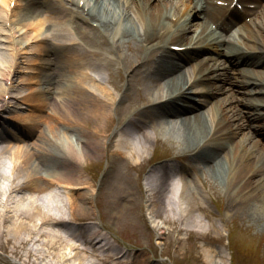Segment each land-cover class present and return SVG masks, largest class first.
Listing matches in <instances>:
<instances>
[{
	"label": "bare ground",
	"instance_id": "obj_1",
	"mask_svg": "<svg viewBox=\"0 0 264 264\" xmlns=\"http://www.w3.org/2000/svg\"><path fill=\"white\" fill-rule=\"evenodd\" d=\"M53 1L59 2L32 0L27 12L33 18L24 17V22H18L21 27L13 28V34L24 35L16 47L14 61L7 48H2L5 47L4 40L0 38V110L4 109L5 91L1 80L6 81L9 68L15 63L19 65V71L13 75L15 88L29 80L23 77L18 82L21 73L34 74L22 72L28 68L21 67L20 61L36 60L23 57L19 52L39 50L49 55L72 48L83 51L64 55L62 63L52 64L51 74L34 77L37 89H31L23 96H11L15 99L8 103L18 108L20 101H27L33 112L13 115L12 122L17 126L7 120L13 126L12 133L4 129L0 131V227L2 222L10 223L0 230V245L12 244L6 253L22 260L23 247L38 242L40 246H47L46 254L43 249L33 254V261H41L40 264H52L53 256L56 264H100L97 262L99 257L107 259V255L99 251L110 242L101 244L102 240L94 235L81 239L84 246L76 241L79 236L63 230L68 227L63 221V213H49L52 208H59L54 204L52 190L55 187L59 188L55 194L67 198L71 218L87 219L84 212H91L87 204L93 202L95 187L78 167L87 162L86 147L95 151L103 148L111 154L112 160L101 184L107 185L105 192L112 198L120 197L119 201L123 196H143L142 192H147L146 185L140 187L138 182L137 186L134 185L130 171L137 170L139 176L148 162L150 145L157 142L166 150L168 144L174 146L177 169L187 165L196 173L195 177L183 179L180 201L183 212L201 206V188L209 183V179L214 181L212 186L215 188L234 192V198L227 201L226 216L246 212L264 216V144L252 141L250 136V133H259L264 137V82L255 81L252 72L241 71V68H236L237 78H232V71L218 63L216 57L208 58L214 64L216 61L217 67H208L209 59L183 65L193 61L200 51L170 50L171 46L191 43L190 47L204 48L223 56L234 69L239 63H264V50L256 48L253 50L255 54H248L244 49L230 48L232 46L222 38L229 26L240 24L243 43H264V8L253 13L256 21L251 25L243 23L241 17L222 19L223 8H216L206 0H85L81 5L77 3L75 10L63 13ZM2 3L6 10L10 0H0V6ZM63 7L65 10L66 6ZM1 13L0 10V18ZM71 15L75 26L70 28ZM191 16L197 20L193 22ZM210 23L216 25L213 34L209 33ZM175 27L182 28L183 32L176 34ZM49 31L50 36L59 38L53 45L54 50L48 47ZM4 33L0 25V37ZM213 38H220L221 42ZM207 39L209 42L203 45ZM32 40L37 42L32 44ZM222 42L224 48H221ZM143 50L145 55L141 56L139 53ZM53 57L57 59L60 55ZM118 63L124 65L126 87L120 75L118 80L111 73L108 80L104 77L103 66L110 70ZM44 65L51 63L47 60ZM37 67L43 71L49 69L43 64ZM36 68L29 69L34 71ZM200 74L202 77L193 81ZM248 86L254 88L251 93L249 89L244 90ZM198 89L197 99L194 95ZM126 100H129L128 104L123 105ZM55 102L73 107L62 111L61 118L48 109V105ZM232 102L242 105L241 108L237 109ZM75 112L81 113L85 119L73 118ZM173 116L176 118L170 119ZM87 118L98 124H90ZM2 120L0 116V122ZM145 120L150 121L148 128H153L154 135L141 133V141L136 143L127 131L136 129L142 132ZM116 121L121 128L114 131L112 126ZM255 122L261 124L259 129H254ZM31 137L33 141L25 140ZM118 158L120 162L115 160ZM180 158L184 159L182 165ZM169 167L168 162H163L142 177L147 180L151 173ZM179 189L174 186L171 190L175 193ZM73 191L76 198L71 193ZM164 192L165 189L161 188L153 192L161 203L169 197ZM174 200L176 205L175 195ZM126 203L129 209L142 204L129 199ZM147 207L148 212L150 205ZM166 210L165 206L163 211ZM147 212L146 216L153 221L157 211L151 209ZM81 248L87 253H81ZM215 263L225 264L223 260Z\"/></svg>",
	"mask_w": 264,
	"mask_h": 264
},
{
	"label": "rangeland",
	"instance_id": "obj_2",
	"mask_svg": "<svg viewBox=\"0 0 264 264\" xmlns=\"http://www.w3.org/2000/svg\"><path fill=\"white\" fill-rule=\"evenodd\" d=\"M259 72L262 75V71L259 70ZM111 74L116 80L119 75L121 76L115 71ZM20 76L27 77L24 74ZM1 82L3 84V81ZM26 88L19 89L17 92H29L30 90ZM33 88L37 86L34 85ZM128 102L129 100L123 101V105ZM72 107L71 104L65 106L63 103L59 105L55 102V104L52 103L50 110L59 117H63L62 111ZM73 115H76L73 116L75 119H85L81 113L75 112ZM87 119L90 124H98L91 118ZM150 124L149 120L145 121L146 126ZM252 140L261 145L264 144V139ZM168 145V150L160 143H156L158 147L156 150L151 145L148 156L154 154L151 156L150 163L144 168L145 173L156 164L175 160L173 155L175 148L172 144ZM161 149L170 155L160 152ZM85 150L88 154L87 162L81 163L78 167L84 178L91 180L93 188L95 187L93 202L87 204L92 210L89 213L84 212L87 219H72L74 223L71 224L70 231L81 234L83 237L99 231L100 237L104 241L108 240L112 249L125 252L126 264H216L215 262L222 263V260L225 264H264V216L249 212L243 215L238 213L226 216L227 201L234 198L233 191L230 193L223 188H215L212 186L214 181L207 178L209 183L201 188L203 192L201 206L188 213L181 210L182 207L178 205V202L175 205V200L170 201L171 199L166 197V201L161 203L159 199L152 196L147 204L150 205L148 212L151 209L157 211L152 221L146 216L148 207L144 194L143 205V198L140 195L123 196L119 201L120 197L112 198L105 192L107 185L101 184V180L111 163V154L103 148L95 151L86 147ZM115 160L120 162V158ZM169 170L166 169V172H170ZM183 172L185 176H195L187 169ZM130 173L134 177V185L137 186L138 182L141 187L143 179L138 176L137 170H132ZM216 184L217 182L214 185ZM97 190L98 194H96ZM72 193L76 198V192ZM179 197L178 201L182 202V197ZM128 199L130 202L140 201L142 204L134 205L129 209L126 203ZM165 206L168 210L163 211ZM255 216L259 217L253 218ZM56 245L57 243H54V247ZM3 246L8 249L12 244ZM4 247H0V256L3 261L0 264H38V261L36 263L33 261L34 255L39 249H43L45 254L47 250V246H40L38 242H33L28 246L33 253H29L30 256L23 257L21 260L10 253L2 255ZM51 261L52 264H56L55 256L51 257Z\"/></svg>",
	"mask_w": 264,
	"mask_h": 264
}]
</instances>
